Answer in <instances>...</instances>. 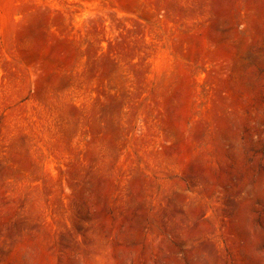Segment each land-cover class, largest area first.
Masks as SVG:
<instances>
[{
	"label": "rangeland",
	"instance_id": "rangeland-1",
	"mask_svg": "<svg viewBox=\"0 0 264 264\" xmlns=\"http://www.w3.org/2000/svg\"><path fill=\"white\" fill-rule=\"evenodd\" d=\"M0 264H264V0H0Z\"/></svg>",
	"mask_w": 264,
	"mask_h": 264
}]
</instances>
